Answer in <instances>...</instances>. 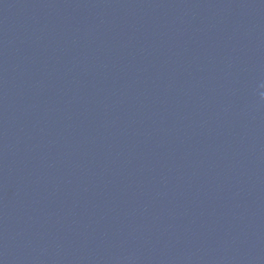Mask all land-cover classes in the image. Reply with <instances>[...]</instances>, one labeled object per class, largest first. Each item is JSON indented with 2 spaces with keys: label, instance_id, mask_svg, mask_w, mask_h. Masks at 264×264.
Listing matches in <instances>:
<instances>
[{
  "label": "water",
  "instance_id": "obj_1",
  "mask_svg": "<svg viewBox=\"0 0 264 264\" xmlns=\"http://www.w3.org/2000/svg\"><path fill=\"white\" fill-rule=\"evenodd\" d=\"M0 245L264 264V0H0Z\"/></svg>",
  "mask_w": 264,
  "mask_h": 264
}]
</instances>
